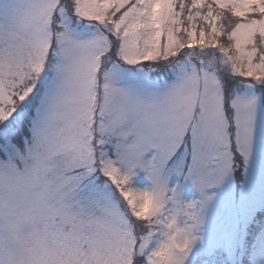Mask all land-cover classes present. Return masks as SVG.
Wrapping results in <instances>:
<instances>
[{
	"label": "rangeland",
	"instance_id": "374dc122",
	"mask_svg": "<svg viewBox=\"0 0 264 264\" xmlns=\"http://www.w3.org/2000/svg\"><path fill=\"white\" fill-rule=\"evenodd\" d=\"M190 1L0 0V264H264V0Z\"/></svg>",
	"mask_w": 264,
	"mask_h": 264
},
{
	"label": "trees",
	"instance_id": "16d2710c",
	"mask_svg": "<svg viewBox=\"0 0 264 264\" xmlns=\"http://www.w3.org/2000/svg\"><path fill=\"white\" fill-rule=\"evenodd\" d=\"M264 2V1H263ZM190 3H191V1H190ZM189 3V15H195V13H201V14H206L207 13V7H209V6H211V7H213V15H215L216 14V12H220L221 10H219L218 11V9H219V7L218 6H216L214 3H211L210 2V0H207V2L205 3V4H202V6L201 7H199V6H196V5H194V4H190ZM230 15V14H229ZM195 18V17H194ZM229 18H231L230 20H234V21H236V18L233 16H231L230 15V17ZM195 20H196V18H195ZM229 22V21H228ZM228 22L226 23V22H224V25H223V29H224V27H225V29L223 30V35L221 36L222 38H221V41L223 42V43H227V42H229L228 44H231L232 42H230V41H232V38L230 39V36H229V31L232 29V27L234 26V24L235 23H231V25H228ZM206 29H207V31H209L210 32V28L209 27H206ZM232 45V44H231ZM13 96H16V95H13ZM14 105V107H15V104H13ZM13 107V108H14ZM17 111V107H15V110H14V112H16ZM19 136L17 135V136H15L14 137V139L15 140H17V139H19L18 138ZM264 208H262L258 213H257V215H256V217H255V219L259 216V218H264V210H263ZM254 226H256V227H258V230H259V228L261 227V225H260V222L259 221H254V222H252V224H251V228H249L248 230V232H250L248 235H250V234H253V232H254ZM248 235H247V237H248ZM246 264H251L250 263V261H246L245 262ZM226 264V263H225Z\"/></svg>",
	"mask_w": 264,
	"mask_h": 264
}]
</instances>
